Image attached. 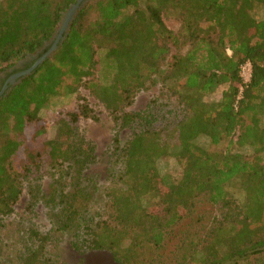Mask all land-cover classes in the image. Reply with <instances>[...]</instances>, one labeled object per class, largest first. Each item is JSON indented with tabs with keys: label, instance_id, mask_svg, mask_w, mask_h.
Here are the masks:
<instances>
[{
	"label": "trees",
	"instance_id": "16d2710c",
	"mask_svg": "<svg viewBox=\"0 0 264 264\" xmlns=\"http://www.w3.org/2000/svg\"><path fill=\"white\" fill-rule=\"evenodd\" d=\"M75 1L0 0V72L40 49ZM165 16L179 22L176 30ZM98 49L113 67L103 83L93 79ZM156 85L183 107L171 131L154 124L161 111L127 109ZM80 86L131 131L106 191V217L89 209L96 183L82 185L94 144L77 123L97 119L87 104L58 118L53 137L41 126L24 140L52 97ZM220 87L219 99H207ZM263 116L264 0H88L50 55L0 96V215L13 211L25 179L49 169L55 182L49 198L55 225L47 232L30 228L20 264H64L51 248L59 233L70 234L80 254L105 250L121 264H264ZM200 137L226 145L210 151ZM119 141L114 135L116 148ZM168 156L182 163L177 178L158 168ZM29 193L28 208L40 199ZM197 197L217 206L218 215L190 223L173 259L163 260L161 249Z\"/></svg>",
	"mask_w": 264,
	"mask_h": 264
},
{
	"label": "rangeland",
	"instance_id": "374dc122",
	"mask_svg": "<svg viewBox=\"0 0 264 264\" xmlns=\"http://www.w3.org/2000/svg\"><path fill=\"white\" fill-rule=\"evenodd\" d=\"M260 14V9L254 11L256 17ZM164 21L170 29L176 30L179 26V22L173 17L165 16ZM104 53L105 49L97 50L96 59L98 62L93 76L94 80L102 83L107 82L113 72L112 63L105 57ZM242 78L244 80L243 75ZM222 89L223 87H220L215 93L207 96V99H219ZM83 103L87 104L97 119L81 118L77 123L79 132L85 138L84 140H90L94 144L92 159L83 168L82 185H88L91 181L96 183L89 209L95 217H106V191L113 185L114 178L121 168L119 149L125 146L131 131L119 128L101 101L92 96L84 86H80L76 93L52 97L47 105L41 109L39 119L27 125L24 140L29 143L32 133L41 126L44 127L47 137H53L57 119L68 112L77 110L79 105ZM127 109L135 112L155 111L156 109L161 111L155 116L154 124L163 123L165 130L169 131L172 130L176 120L183 115V107L175 96L163 92L159 85L140 91ZM163 109L164 111L172 109L173 113H165L162 111ZM163 114H167L165 119ZM262 124L264 125V116L262 117ZM116 134L120 140L118 148L113 142ZM172 140H176V134H172ZM198 143L210 151H220L226 145V141L219 145H212L206 137H200ZM242 151L247 153L249 150L243 149ZM262 157L264 161V153ZM158 168L162 173H169L177 178L180 175L182 163L175 157H163L158 160ZM23 186V193L13 211L6 216L0 215V264H20L29 243L28 235L31 227H35L41 232H47L55 225L54 213L56 208L49 202V198L55 193V182L50 170L41 171L25 179ZM38 187H40L39 191ZM31 188L36 191V196L40 199L28 208L29 203H32V197L29 193ZM237 194L242 197L240 192ZM218 213L217 206L207 202L203 197H197L193 210L186 212L182 223L178 224L169 237L170 239L168 238L165 246L161 249L162 259L168 262L173 259L179 238L190 223L201 224L210 215H218ZM57 237L56 245L51 246V248L54 249V255L64 264H121L105 250H87L83 254L73 250L69 245L70 234L59 233Z\"/></svg>",
	"mask_w": 264,
	"mask_h": 264
},
{
	"label": "flooded vegetation",
	"instance_id": "af4514ba",
	"mask_svg": "<svg viewBox=\"0 0 264 264\" xmlns=\"http://www.w3.org/2000/svg\"><path fill=\"white\" fill-rule=\"evenodd\" d=\"M58 33V30H56L54 35L46 41L40 49L27 54L24 58L18 60L12 67L0 72V92L3 91V94L7 93L13 85L29 75L36 68L39 64L36 62L51 47ZM28 69H30L29 74H21Z\"/></svg>",
	"mask_w": 264,
	"mask_h": 264
},
{
	"label": "water",
	"instance_id": "95a60500",
	"mask_svg": "<svg viewBox=\"0 0 264 264\" xmlns=\"http://www.w3.org/2000/svg\"><path fill=\"white\" fill-rule=\"evenodd\" d=\"M88 0H76L72 3L68 9L63 13L60 21L57 24L56 30H58V34L56 36L55 41H53L51 47L38 59L36 63H41L50 53L57 47V43L62 41L70 27V24L73 18L76 16L79 9L87 2ZM30 69L23 71L21 74H29ZM3 95V91L0 92V96Z\"/></svg>",
	"mask_w": 264,
	"mask_h": 264
},
{
	"label": "built area",
	"instance_id": "2783aa9c",
	"mask_svg": "<svg viewBox=\"0 0 264 264\" xmlns=\"http://www.w3.org/2000/svg\"><path fill=\"white\" fill-rule=\"evenodd\" d=\"M246 68H248V70H246ZM241 72H242V75L244 77V80L248 81L250 78V74H251L250 64L248 62L245 63V65H242Z\"/></svg>",
	"mask_w": 264,
	"mask_h": 264
}]
</instances>
